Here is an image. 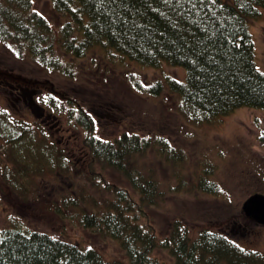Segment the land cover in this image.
I'll return each mask as SVG.
<instances>
[{
  "label": "trees",
  "instance_id": "1",
  "mask_svg": "<svg viewBox=\"0 0 264 264\" xmlns=\"http://www.w3.org/2000/svg\"><path fill=\"white\" fill-rule=\"evenodd\" d=\"M53 4L60 14L71 11L80 22L87 16L81 34L70 20L55 30L33 0H0V40L43 67L70 76L76 60L94 48L111 60L118 53L152 66L162 60L183 65L186 80L170 78V88L182 95L183 113L199 122L242 106L264 109V71L255 63L248 25L249 18L264 9V0H54ZM52 90L58 97L36 94L46 109L45 123L36 119L33 123L0 104V162L9 149L21 162L14 173L0 170V185H13L24 165L21 175L30 163L56 166L54 188L45 189L48 183L38 181L24 190L28 200L33 194L45 197L61 219L115 240L120 250L108 258L97 247L56 237L20 219L0 226V264H264V252L207 226L197 228L174 219L160 233L151 212L162 208L168 191L143 157L155 142L170 160L183 158L182 152L169 147L164 138L156 141L125 129L109 133L81 99ZM204 162L197 186L217 193L218 182L207 175L209 162ZM112 171L126 185L110 180L107 174ZM13 174L14 181L9 177ZM62 184L70 193L56 190Z\"/></svg>",
  "mask_w": 264,
  "mask_h": 264
},
{
  "label": "rangeland",
  "instance_id": "2",
  "mask_svg": "<svg viewBox=\"0 0 264 264\" xmlns=\"http://www.w3.org/2000/svg\"><path fill=\"white\" fill-rule=\"evenodd\" d=\"M33 1L41 13L50 17L55 30L62 21L70 20L74 28L79 26L80 34L83 31L82 22H87V16L80 22L71 11L60 14L55 10L54 0ZM248 25L254 40L255 63L264 71V9L257 17L249 18ZM103 52L90 49L76 60L70 76L43 67L30 55L18 53L0 40V104L16 114H25L31 121L45 123L46 109L38 103L36 94L50 92V96L58 97L52 90L54 87L81 99L99 126L109 133L125 129L153 136L156 141L164 138L169 147L182 152L183 158L170 160L162 155L156 142L143 157L145 163L155 168L160 186L168 191L162 208L151 212L159 232L164 233L174 219H179L193 227H210L244 247L264 252V224L246 217L241 207L253 192H264V109L242 106L199 122L183 113L182 95L170 88V78L186 80L183 65L162 60L160 65L152 66L118 53L111 60ZM66 118L63 115L61 121ZM14 153V149H9L6 159L0 162V170L6 168L14 173L19 169L21 162L14 159ZM205 160L209 162L207 175L218 182L217 193L197 186L199 170L206 167ZM30 164L25 175L21 173L27 165L20 168L18 179L14 174L9 176L13 181L16 179L13 185H0V226L24 219L32 227L56 237L97 247L108 258L117 256L120 248L115 240L84 229L75 221L61 219L49 209L45 197L33 194L28 200L24 190L38 181L48 183L44 187L50 189L51 183L58 179L56 166ZM107 176L113 182H121L117 172H109ZM122 184L126 185V181ZM63 187L66 184L56 185V190L70 193Z\"/></svg>",
  "mask_w": 264,
  "mask_h": 264
},
{
  "label": "water",
  "instance_id": "3",
  "mask_svg": "<svg viewBox=\"0 0 264 264\" xmlns=\"http://www.w3.org/2000/svg\"><path fill=\"white\" fill-rule=\"evenodd\" d=\"M241 207L246 217L264 224V192L259 190L250 194L244 199Z\"/></svg>",
  "mask_w": 264,
  "mask_h": 264
}]
</instances>
